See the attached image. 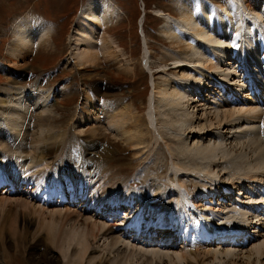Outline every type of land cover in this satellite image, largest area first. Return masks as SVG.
Listing matches in <instances>:
<instances>
[{
  "label": "bare ground",
  "instance_id": "obj_1",
  "mask_svg": "<svg viewBox=\"0 0 264 264\" xmlns=\"http://www.w3.org/2000/svg\"><path fill=\"white\" fill-rule=\"evenodd\" d=\"M170 1L171 9L152 10L162 20L156 38L142 22L137 58L109 34L122 9L113 0L83 4L64 59L86 81L82 88L69 81L43 89L38 79L22 86L27 59L55 43L51 23L13 22L4 59L19 72L0 65L3 263L15 257L7 255L12 244L28 264H264V220L255 214L264 209V0ZM150 40L161 43L158 55ZM104 63L131 79L146 72V98L133 89L111 93ZM75 95L62 115L58 98ZM123 151L130 161L110 168ZM132 168L130 182L141 178L143 190L117 182ZM153 170L164 177L151 178ZM232 211L242 213L244 228L227 237L217 224ZM134 215L157 231L170 226L159 232L166 240L126 234Z\"/></svg>",
  "mask_w": 264,
  "mask_h": 264
},
{
  "label": "rangeland",
  "instance_id": "obj_2",
  "mask_svg": "<svg viewBox=\"0 0 264 264\" xmlns=\"http://www.w3.org/2000/svg\"><path fill=\"white\" fill-rule=\"evenodd\" d=\"M87 1L89 0H0V65L6 66L13 72H19L16 67L14 68L11 62L5 61L4 59L6 47L11 42L12 38L10 29L16 19H20L23 17H36L40 20L42 19L51 23V28L53 31L51 34V39H53L55 45L52 51H47L45 54H38L36 50V52L34 51L31 54V56L26 61L28 67V71L26 72L28 73L23 74V76L20 78L22 86L28 87L34 80L38 79L41 82L43 89H57L61 86L67 85L69 81H72L71 83H75L76 88H82L83 82L85 83L86 81H80V78L78 79L77 76H74V74L69 69L64 68V59L67 55V37L72 32L74 22L76 21L81 6ZM113 1L118 5V7H120V9H122L125 17L132 19V21L131 24L127 23V20L124 17L121 23H119V21V24H117L115 27H112L111 31H109V34L111 35V37L119 40L121 47L125 50V52H136L135 58H137L143 46L141 38L142 24L144 23V32H148L150 36L156 38L155 35L160 29V23L162 22V20L157 19L156 21V19H153L154 14L152 13V10H154L155 5L158 4H162L171 9L173 7V4L170 0ZM130 28H132L131 31ZM150 44L153 47V54L158 55L159 50L161 49L160 47H162L161 43L150 40ZM17 62L19 65H21L22 63L21 61ZM36 66L38 67L36 68ZM102 66L107 71V73L104 75L105 81L102 83L109 86L111 85L110 87L115 88V90L111 93H117L118 90L125 91L128 89H133V92L137 96L140 93H144V97L147 95L150 83L148 74H146V72L145 74H143V76L137 75L135 79H131L128 78V76L120 74V72L115 69V65L111 66L108 63H104L102 64ZM5 78L6 76L0 71V89L4 87ZM70 97L72 98L66 102H63L62 100H60L61 98H58L59 100L57 101V104L55 106H60V108H62L61 110H63L64 107L61 105L63 103L64 106L67 107V109L64 108L66 110L59 111L60 113H62V115L67 114V110H73L74 106L78 102V99L80 98L78 95ZM137 102H141L140 99L137 100ZM117 145L121 146L118 143ZM123 159H125L128 163L131 159V154H128L124 151L120 154L115 153L113 155V158L109 161V164H111L110 168H112V164L114 162L118 160L123 161ZM136 170V168L126 170L123 169V171L121 170L122 173L119 175L121 180L119 181V179H117V182H120V184L127 183L130 187L135 186L133 187V189L135 190L136 187L137 190H139V187L143 190V186H146V182L141 178H139L134 183L130 182L135 180V175L137 174ZM151 172H153L151 173L153 177L149 175L151 178H154V176H156L157 178L164 177V175H159L155 170ZM109 174H111V172H109ZM39 250L40 253H44L45 251L44 248H40ZM15 251H17L16 248L11 244L8 250L9 254L7 255L10 257L15 256L12 261L16 262V264H28L26 261H24L26 253H23V248H19L17 253ZM0 255V264H5L3 263L4 255L2 256L1 252ZM55 256L57 255L55 254ZM4 260L7 261L6 264H12V261L9 260V258L6 257V259Z\"/></svg>",
  "mask_w": 264,
  "mask_h": 264
}]
</instances>
